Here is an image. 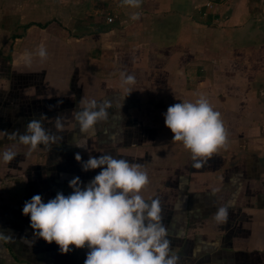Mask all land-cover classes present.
I'll list each match as a JSON object with an SVG mask.
<instances>
[{"label": "crops", "instance_id": "1", "mask_svg": "<svg viewBox=\"0 0 264 264\" xmlns=\"http://www.w3.org/2000/svg\"><path fill=\"white\" fill-rule=\"evenodd\" d=\"M154 1L149 9L142 0L137 7L107 1L112 23L98 15L92 33L52 39L60 48L58 60H48L43 72L53 77L50 96L62 110L64 127L41 120L57 137L50 148L28 154V146L9 135L18 132L17 121L11 116L9 128L0 126V153L11 148L24 155L9 164L0 160V264H84L87 247L70 246L61 254L54 242L33 237L22 214L34 194L47 201L57 192L70 193L74 176L83 182L94 177L99 169L82 171L77 152L83 160L112 154L143 165L149 183L142 195L160 200L178 264H264L263 13L257 21L252 0ZM10 48L0 43V90L6 91L0 119L23 97L30 103L23 116L36 119L32 112L48 102L33 96L36 82L26 75L32 69L15 68ZM121 72L136 78L129 94ZM201 94L221 113L228 139L194 168L190 151L172 141L163 114L169 105ZM91 100L107 102L108 116L84 133L73 117ZM221 206L228 217L217 222Z\"/></svg>", "mask_w": 264, "mask_h": 264}, {"label": "clouds", "instance_id": "2", "mask_svg": "<svg viewBox=\"0 0 264 264\" xmlns=\"http://www.w3.org/2000/svg\"><path fill=\"white\" fill-rule=\"evenodd\" d=\"M121 3L137 7L140 0ZM35 54L41 61L48 55L44 45ZM32 56L27 51L23 54L26 64H31ZM120 81L128 94L133 91V74L121 72ZM163 115L165 126L173 134L172 141L190 151L194 168H201L208 157L226 146L228 134L221 113L204 94L169 105ZM107 116V102L98 104L91 100L73 118L80 131L86 133ZM63 127L58 116L55 128ZM9 135L28 146V154L39 146L50 148L57 139L40 119L29 120L24 132ZM77 147L83 145L78 143ZM16 156V151L9 148L0 153V160L9 164ZM74 158L82 171H99L87 182L74 176L68 181L72 191L67 195L57 192L45 201L37 193L25 201L22 214L29 218L33 237L48 244L54 242L61 254L72 251L70 246L87 247L84 264H178L179 258L172 254L171 241L161 221L160 200H147L142 195L149 183L143 165L112 154L89 155L83 160L77 152ZM214 215L217 222L226 220L227 207H219Z\"/></svg>", "mask_w": 264, "mask_h": 264}, {"label": "rangeland", "instance_id": "3", "mask_svg": "<svg viewBox=\"0 0 264 264\" xmlns=\"http://www.w3.org/2000/svg\"><path fill=\"white\" fill-rule=\"evenodd\" d=\"M107 1L111 0H77L76 4H73L72 0H0V43L5 48L11 47L8 56H10L11 61L14 62L15 68L22 70L21 73L24 72L23 69L29 68L32 69V72L42 74V83H38V80L34 83L35 79L33 81V90L42 97L45 104L48 102V105L42 106L39 111L42 109L47 111H44L45 115H43V113H38V110H36L34 111V114H36L34 117H38L36 119L40 120L49 119V127L54 122L53 120L57 111H60V117L63 115L62 110L56 108V100H54V97L50 96L52 93L51 90L55 85L49 80L53 77L51 74L48 75L43 72L46 67L45 65H48V60H54L55 63L58 60L57 53L60 52V48L54 45L52 39L54 37L60 39V35H83L92 33L91 31L95 30V27L90 28V25L94 24L98 15L107 18V21L109 17L114 19V17L111 16L112 10L106 7ZM149 1L156 2L154 0H142V4L146 9H149V7L146 6ZM213 1H220L223 3L228 0ZM256 3L258 13L257 21H259L261 16H264V0H256ZM99 6L101 7L99 8ZM261 13L263 14L261 15ZM31 23H35V26H32ZM36 24H41V26H45V28L42 29ZM68 24L70 28L65 26ZM26 28H29V30L27 31ZM15 38L19 39L15 40ZM40 45H44L48 53L47 59L44 61H41L38 55L35 54ZM26 51L33 53L31 64H26L24 61L23 54ZM50 67L53 68L51 65ZM50 84L54 86L50 88ZM21 89L22 87L18 84L15 88L16 95L19 94ZM1 95L5 97L6 91L0 90V96ZM13 95L15 94H9L7 98ZM15 102H18L17 98ZM60 104H63V102H60ZM50 116L53 117V120ZM44 123L43 125L45 127L46 124ZM17 158L20 159L24 157L17 155L16 159Z\"/></svg>", "mask_w": 264, "mask_h": 264}, {"label": "trees", "instance_id": "4", "mask_svg": "<svg viewBox=\"0 0 264 264\" xmlns=\"http://www.w3.org/2000/svg\"><path fill=\"white\" fill-rule=\"evenodd\" d=\"M261 2V1H260ZM252 3L253 4H255V7H257V3H256V0H252ZM252 4V5H253ZM260 4V3H259ZM35 24V23H34ZM34 24H32L31 23V25H34ZM36 25H38L39 27H41L42 29L43 28H45V26H41V24H36ZM27 72H29V73H27L26 75L28 76V75H32V80L34 81L35 79L36 80H38V83H42V79H41V75L42 74H40V73H37V72H32V71H27ZM25 75H23V76H19L18 77V79H20V78H23ZM34 82H36V81H34ZM23 89V88H22ZM33 89H34V86H33ZM33 92H34V94H33V96L35 97L36 95H38V94H36L35 93V91L33 90ZM19 96V94L18 95H16V97H18ZM19 98V97H18ZM17 107H15V108H13V107H10L9 108V112L8 113H6L1 119H0V126L2 127V128H9L10 127V122H9V120H11V116L14 118V120H16L17 121V130H18V132H20V133H22V132H24L25 131V129H26V124H27V121H28V119H29V117H25V116H23V115H25V107H28V104H30V103H27V101L25 100V98L23 97L22 99H19L18 100V102H17ZM27 110V109H26ZM47 111V110H43L42 109V111H39L38 110V113H40V112H42L43 113V115H45V112ZM18 112V113H17ZM32 113H34V111L32 112ZM60 112L59 111H57L56 113H55V117H54V120L53 121H55L56 120V118L58 117V114H59ZM22 116V117H21ZM34 116H36V114H31V116L30 117H33L34 118ZM52 119H53V117L52 116H50ZM19 123V124H18ZM10 140H6V145L8 144V142H9ZM13 142V141H12ZM14 143V142H13ZM40 147V146H39ZM38 147V148H39ZM21 156H23L24 157V155H21ZM17 157V156H16ZM16 157H15V159L13 160V161H15V160H17V161H19V160H21V159H24V158H17L16 159ZM12 169V168H11Z\"/></svg>", "mask_w": 264, "mask_h": 264}, {"label": "built area", "instance_id": "5", "mask_svg": "<svg viewBox=\"0 0 264 264\" xmlns=\"http://www.w3.org/2000/svg\"><path fill=\"white\" fill-rule=\"evenodd\" d=\"M108 22H109V23H112V22H113V18L109 17V18H108Z\"/></svg>", "mask_w": 264, "mask_h": 264}]
</instances>
